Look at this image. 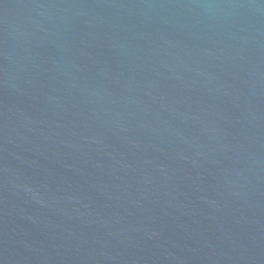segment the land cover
<instances>
[{
    "label": "water",
    "instance_id": "1",
    "mask_svg": "<svg viewBox=\"0 0 264 264\" xmlns=\"http://www.w3.org/2000/svg\"><path fill=\"white\" fill-rule=\"evenodd\" d=\"M0 264H264V0H0Z\"/></svg>",
    "mask_w": 264,
    "mask_h": 264
}]
</instances>
